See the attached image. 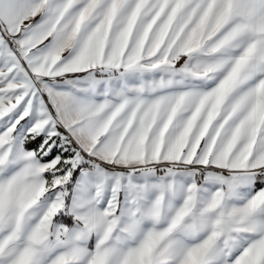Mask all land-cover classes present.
<instances>
[{"label": "snow or ice", "instance_id": "1", "mask_svg": "<svg viewBox=\"0 0 264 264\" xmlns=\"http://www.w3.org/2000/svg\"><path fill=\"white\" fill-rule=\"evenodd\" d=\"M0 264H264V0H0Z\"/></svg>", "mask_w": 264, "mask_h": 264}]
</instances>
